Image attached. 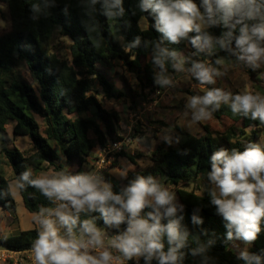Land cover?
<instances>
[{"label":"trees","instance_id":"1","mask_svg":"<svg viewBox=\"0 0 264 264\" xmlns=\"http://www.w3.org/2000/svg\"><path fill=\"white\" fill-rule=\"evenodd\" d=\"M195 2L200 5V0ZM141 3L142 0H120L119 4L116 0H95V3L93 0H0V4L6 6L10 20L9 31L0 36V73L23 61L36 85L33 88L24 79H5L0 75V155L11 168L24 208L29 213H38L41 207L54 208L55 203L23 181L24 172L30 171V179H35L46 166L62 168V161L77 163L81 169L95 147L104 148L108 139L115 137V125L120 118L115 112L102 108L95 89L99 87L105 98L123 96L116 95L109 75L115 62L135 73L141 90L151 91L163 90V77L174 73L180 54H184L185 64L209 63L217 68L220 65L217 60L240 62L235 37L242 25H236L235 29L222 22L207 25L200 32H190L187 38L174 43L157 30L151 10L141 11ZM257 3L264 5V0H257ZM201 10L204 11L203 7ZM109 11L117 15L109 17ZM260 12L264 15V7ZM260 22L259 17L246 21L249 27ZM229 31L233 33L232 37L228 36ZM56 34L71 41L69 61L47 51L48 42ZM205 35L211 38L210 46L204 45L203 39L202 47L191 43L192 38ZM161 52L163 65L157 62ZM246 69L252 77L259 73V69L251 65ZM236 94L238 92L232 93L233 96ZM230 105L231 100L227 104L221 103L214 111L213 106H208V110L215 119L226 117L240 122L244 129L250 130L249 136L232 141L230 136L215 138L206 132L197 137L177 128L176 146L167 143L157 146L150 159L151 165L131 174L129 183L137 176H151L163 186L188 184L199 176H209L211 157L216 151L226 149L231 154L235 149L242 152L249 143H257L264 134V123L253 120L250 113L248 116L233 113ZM84 114L91 118L82 117ZM35 117L45 124L44 135L40 133ZM10 123L15 137L30 140L34 149L32 154L26 156L17 148H10L6 141V127ZM90 132L94 142L89 137ZM261 146L264 147V143ZM100 177L115 193L125 189L120 180L107 172ZM19 184L24 187L20 188ZM210 193L197 195L194 191L176 190L178 206L174 219L179 221V230L187 233L184 245L177 250V264H248L232 250L233 244L243 239L235 233L231 239L227 237V221L216 213ZM0 210L9 214H15L16 210L9 181L1 168ZM152 210L146 208L141 215ZM194 216L201 222L195 223ZM85 219H92L100 229L110 227L99 212L80 213V221ZM167 222L168 218L162 220V223ZM126 227L125 222L118 228L126 230ZM261 229L258 239L250 242L248 256L259 257V264H264V222ZM39 230L20 231L1 238L0 246L14 252H30ZM73 231L79 235V223ZM66 235L67 228L64 227L63 236ZM164 244L167 251L166 238ZM119 256L123 257L122 254ZM133 261L128 260V264ZM137 264L158 262L155 259L146 262L140 257Z\"/></svg>","mask_w":264,"mask_h":264},{"label":"clouds","instance_id":"2","mask_svg":"<svg viewBox=\"0 0 264 264\" xmlns=\"http://www.w3.org/2000/svg\"><path fill=\"white\" fill-rule=\"evenodd\" d=\"M95 3V0H93ZM120 0H116L119 4ZM204 11L201 12L200 8ZM257 0H142V12L151 10L155 17L157 30L171 42L178 43L187 38L190 32H200L205 25L223 23L232 29L242 25L235 37L238 49L237 59L253 67L264 60V15ZM109 17L116 13L107 12ZM218 17V18H217ZM260 18V23L251 27L248 20ZM234 21V22H233ZM231 22V23H230ZM233 33L228 32L232 37ZM211 43V38L196 36L191 43L202 47ZM163 52L157 62L163 65ZM222 64L223 61L217 60ZM194 74L201 85L215 83V76L222 73L203 63L194 65ZM166 82V81H165ZM233 113L259 119L264 123V97L245 90L243 94L232 95L220 88L210 89L203 96H192L188 106L193 109L194 119L203 121L211 118L213 111L221 103H229ZM209 179L216 190L211 191V203L216 213L227 221V237L233 233L246 242H254L262 231L264 222V147L249 143L244 151L226 149L216 151L212 157ZM26 171L21 179L39 189L41 193L56 204L54 208L41 207L35 213V223L40 229L32 246L34 264H123L120 256H113L104 247V233L92 219L80 221V213L99 212L108 226L119 227L127 224L126 230L113 238L109 247L120 252L125 260L143 257L146 262L155 259L158 264H177V250L182 247L187 233L179 230V221L174 219L177 208L173 201L174 193L161 185L153 177L137 176L122 193H115L110 184L95 173L67 174L65 171L41 174L30 179ZM23 188V184H19ZM146 208H152L142 216ZM168 218V222L162 220ZM200 223L198 217L192 218ZM67 228L62 236L57 227ZM79 223V235L73 231ZM169 245L165 251L164 240ZM97 252V254H92ZM242 258L252 264H259V257Z\"/></svg>","mask_w":264,"mask_h":264},{"label":"rangeland","instance_id":"3","mask_svg":"<svg viewBox=\"0 0 264 264\" xmlns=\"http://www.w3.org/2000/svg\"><path fill=\"white\" fill-rule=\"evenodd\" d=\"M200 11L202 12L201 8ZM206 26H203L202 29ZM9 29L10 20L6 6L0 4V36L7 33ZM70 45L71 41L67 37L56 34L48 42L46 48L49 53L69 61ZM205 49L206 47L204 46ZM258 64L259 73L252 77L246 69L250 65L243 61L234 63L223 62L217 68L205 63L206 67L216 69L222 74L214 77L215 83L201 85L195 77L194 64H185L184 54H180L174 73L163 77L165 84L163 90L151 91L148 89L141 90L135 73L128 70L120 62H115L109 75L115 85L116 95L120 93L123 96L105 98L100 93L101 89L99 87L95 88L97 90L96 97L102 108L115 112L120 118V122L115 125L116 134L113 140L122 141L123 149L121 152L111 155L113 161L106 172L120 180L123 183V187L126 188L129 185V176L131 174L142 171L151 165L150 159L157 146L162 143L176 146L177 128H181L186 133L197 137L204 135L206 132L215 138L230 136L232 141L243 140L246 136H249V129H244L240 122H233L226 117L215 119L211 116V118L203 121L195 120L193 109L188 104L192 96H203L206 91L214 88H220L224 92L231 94L234 92L243 94L247 90L252 94L264 97V60L258 61ZM0 75L5 79H24L33 88L36 86L23 61L17 62L9 71H2ZM82 117L91 118L89 114H84ZM35 119L39 124L40 133L44 135L45 124L40 118L35 117ZM12 127V123L6 127V141L10 148L15 147L26 156L32 154L34 149L30 140L27 137H15L12 134ZM101 127L105 130L102 125ZM242 133L245 135L243 136ZM89 137L94 142V136L91 132ZM113 140L108 139L104 148ZM257 143L261 145L264 143V134ZM98 149L102 150L103 148L95 147L91 152L90 158H94L97 155ZM128 157L133 158L134 161L131 162ZM60 164H62V168L54 169L51 166H46V169L36 176L39 177L41 174L60 171L73 175L79 169L77 163L65 164L62 161ZM0 168L9 181L12 196L16 203L15 214L0 210V239L20 231L40 229L39 224L35 223V215L24 208L17 181L14 180L11 168L7 165L2 155H0ZM82 168L86 170L87 166L84 164ZM164 187L174 193L175 200L173 203L176 207L178 206L177 189L194 191L197 195H203L205 192L213 190L218 192L215 184L210 181L209 176L203 177V175L188 184H181L178 187L164 185ZM57 203L55 202V207ZM144 215L146 213H143L142 216ZM57 227L63 236L64 227L60 226L58 222ZM101 230L104 233V247L108 248L113 256H119L121 253L115 248H110L109 245L111 238L122 234L125 230L114 226L101 228ZM250 247V242L243 240L234 243L232 250L237 256L242 257V253H249ZM92 254H97V252ZM121 260L123 264H128V260L123 259V257H121ZM133 260L134 263L131 264H137L138 259L134 258ZM7 264H34V253L33 251L24 252L20 256H16L13 262Z\"/></svg>","mask_w":264,"mask_h":264},{"label":"built area","instance_id":"4","mask_svg":"<svg viewBox=\"0 0 264 264\" xmlns=\"http://www.w3.org/2000/svg\"><path fill=\"white\" fill-rule=\"evenodd\" d=\"M123 149L122 141H113L106 148L98 149L97 155L93 158H89L87 163L86 170L81 168L77 171L78 173H95L97 175H101L109 170L111 167L113 157L111 156L113 153H119ZM88 164V165H87ZM24 252H14L7 248L0 246V263H10L13 262L16 256H20Z\"/></svg>","mask_w":264,"mask_h":264}]
</instances>
